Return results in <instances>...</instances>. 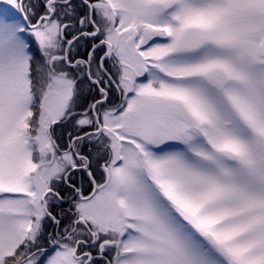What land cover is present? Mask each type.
Returning a JSON list of instances; mask_svg holds the SVG:
<instances>
[{"label": "snow or ice", "instance_id": "obj_1", "mask_svg": "<svg viewBox=\"0 0 264 264\" xmlns=\"http://www.w3.org/2000/svg\"><path fill=\"white\" fill-rule=\"evenodd\" d=\"M83 5L0 0V264H264V0Z\"/></svg>", "mask_w": 264, "mask_h": 264}, {"label": "flooded vegetation", "instance_id": "obj_2", "mask_svg": "<svg viewBox=\"0 0 264 264\" xmlns=\"http://www.w3.org/2000/svg\"><path fill=\"white\" fill-rule=\"evenodd\" d=\"M25 3L32 4L35 7L32 9L36 15L37 18L39 15H42L44 12V0H25ZM73 5L75 6V14L71 18V20H65V23H71L72 27L66 31L65 39H71L72 36H80L81 32H91L94 30L93 26L91 24H87L84 27H81L79 23V19L89 15V9L87 5H83V0H72ZM83 5V6H82ZM33 22H35V19H33ZM103 37L97 36V37H83L80 36V41L78 44L75 45L74 51L71 52L70 58L73 60L78 59H88V54L91 52L95 58V64H99L101 57H104V53L106 52V47L101 46L100 48L96 49L93 52V45L99 44L100 39ZM75 43V42H74ZM94 64V67H95ZM104 65L108 69V71L112 74L113 79L116 78V69L112 66V60L105 58ZM81 88H83L85 91L88 90V95L82 96L83 103H90L92 100L99 99L100 93L99 89L96 85H91L88 80H84V82L80 85ZM119 98V93L115 90V86L112 85L111 91L109 92V98ZM71 126V125H70ZM71 128V127H70ZM89 145L86 143L83 152L85 154L88 153ZM77 180L80 178V173H77ZM86 175V174H85ZM65 205V210L69 208L68 203H63ZM55 208V206H54ZM53 208V210H54ZM68 222L67 218L63 221L61 227L63 224H66ZM52 230V227L49 228V231ZM93 254L96 255V251H93Z\"/></svg>", "mask_w": 264, "mask_h": 264}, {"label": "rangeland", "instance_id": "obj_3", "mask_svg": "<svg viewBox=\"0 0 264 264\" xmlns=\"http://www.w3.org/2000/svg\"><path fill=\"white\" fill-rule=\"evenodd\" d=\"M157 39H159V38H157ZM139 79H141V80H143L144 78L143 77H141V78H139ZM83 89V88H82ZM86 96V95H88V90H84L83 89V93H82V96ZM118 100H119V98H110L109 99V102H113V101H115V102H118ZM91 103V102H90ZM81 104L84 106V107H86L87 106V103H83V99H81ZM68 128H70L71 126L70 125H68L67 126ZM61 131H62V129H60L59 127H57L56 128V133H57V135H59L60 133H61ZM66 140H67V135H64L63 137H62V139L60 140V141H58V142H60V143H64V142H66ZM60 207L61 208H65V205L64 204H61L60 205ZM55 211H58V209H56V208H54V212ZM51 226L49 225L48 227H47V230L49 231V228H50Z\"/></svg>", "mask_w": 264, "mask_h": 264}]
</instances>
